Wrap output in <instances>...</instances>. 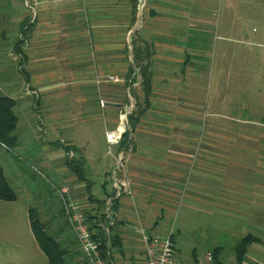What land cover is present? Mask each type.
I'll use <instances>...</instances> for the list:
<instances>
[{
	"label": "crops",
	"instance_id": "crops-1",
	"mask_svg": "<svg viewBox=\"0 0 264 264\" xmlns=\"http://www.w3.org/2000/svg\"><path fill=\"white\" fill-rule=\"evenodd\" d=\"M9 1L14 12L10 19L5 16V0H0V39L15 26L17 41L23 20L33 24L21 45L25 57L17 53L16 41L0 44V54L6 51L13 63L12 69L0 59V94L16 101V130L22 122L27 125L37 147L33 152L15 133L14 148H23L32 161L43 164L50 179L57 180L49 183L59 205H26L24 230L19 233L6 232L1 224L0 264H10L6 258L12 256L3 254L6 238H21L33 252L12 264H39L37 256L40 264H48L30 227V207L38 209L47 230L67 250L66 264H88L64 216L61 188H67L66 198L78 203L90 225L104 229L113 264H144V240L133 230L137 225L149 235L171 237L175 264H214L210 252L217 247L207 254H177L173 234L160 230V221L175 211L184 189L189 199L205 206L219 200L218 205L232 214L231 222L251 221L252 232L245 229L242 237L251 234L258 241L249 246L252 252L244 264H264V122L228 111L210 112L204 119L199 79L192 69L204 50V36L220 27L213 18L217 8L225 9L226 33L237 29L228 20L230 11L250 12L247 6L264 0H141L138 23L137 15L133 21L131 0H31V6L25 0ZM139 4L140 0L137 9ZM132 39L149 52L147 106L138 77L127 76L133 63ZM132 91L143 111L127 140L110 145L106 131L123 128ZM106 143L111 149L101 153L99 146ZM66 151L72 156L66 157ZM11 154L0 143V164L9 184L4 161ZM118 154L123 156L122 170H117ZM72 162L81 164V177L70 167ZM114 182L120 185L119 196ZM102 189L105 195L97 197ZM17 201L18 197L0 200V206Z\"/></svg>",
	"mask_w": 264,
	"mask_h": 264
},
{
	"label": "rangeland",
	"instance_id": "rangeland-1",
	"mask_svg": "<svg viewBox=\"0 0 264 264\" xmlns=\"http://www.w3.org/2000/svg\"><path fill=\"white\" fill-rule=\"evenodd\" d=\"M26 4L31 5L30 2ZM247 7L250 8V12L244 13L243 8H238L228 13V20L236 23L237 29L226 33L225 23L223 24L225 9L217 8L213 18L214 24L220 27L213 28L209 34L204 36V50L201 56L194 60L195 66L192 69L199 79L196 84L197 95L203 106L204 119L210 116V112L226 114L228 111L246 120H255L261 124L264 122V2ZM10 9V1L5 0V16L8 19L14 15ZM14 29L16 27L12 26L5 37L2 36L1 45L9 46L15 43ZM0 59L7 62L5 64L13 69V63L6 51L0 54ZM18 90L20 91L21 88ZM132 96L134 99L130 100V106L126 110L127 114L123 116L124 124L128 123L130 110L138 108L136 103L138 99L136 100L134 91H132ZM70 100L71 98L69 102ZM69 102L68 105H70ZM101 106L103 107L104 104ZM125 127L127 131L128 126L125 125ZM15 133L19 135V138H23L22 141L27 148L33 152L37 149L34 134L23 122ZM110 149L108 143L103 147L99 146L101 153L103 150L108 152ZM12 153L8 155L4 164L10 184L16 190L18 201L14 205L4 203V206H0V225L3 224L6 232L19 233L24 230L25 217L22 209L26 205L37 203L41 208L47 209L52 206L57 208L59 200L49 183L52 181L57 184V180L52 177L50 179L43 164L32 161L23 148H14ZM249 163L248 165H251V161ZM90 166L93 168L96 164L90 162ZM109 183L107 179V191L110 190ZM101 192V196L99 193L97 197L105 195L103 189ZM188 193L189 191L182 190L175 201V211L165 212V218L159 220L160 230L173 234L177 254H192L193 250L195 254H207L215 247H221L220 259L223 263L235 264L234 246L244 235L242 233H247L243 232L246 231L245 229L252 232L253 223L251 221L244 224L231 222L228 219H234L231 217L232 214L225 212L223 207L218 205L220 201L215 200V197L213 200L217 205L205 206L189 199ZM10 220L19 222L10 224L8 223ZM13 241L18 243L19 248L13 246L15 245ZM24 244L25 241L21 238L5 239L3 254L12 255L6 258L10 264L12 260L15 263L19 258L23 260L25 257L23 254H33L31 249L28 250L29 247ZM251 248H248L247 254H251ZM37 259L40 264V257L37 256ZM32 260H35V256L30 258L29 263H32Z\"/></svg>",
	"mask_w": 264,
	"mask_h": 264
},
{
	"label": "trees",
	"instance_id": "trees-1",
	"mask_svg": "<svg viewBox=\"0 0 264 264\" xmlns=\"http://www.w3.org/2000/svg\"><path fill=\"white\" fill-rule=\"evenodd\" d=\"M26 1V0H25ZM133 8V21L136 20L137 15V4L138 0H131ZM31 6V5H30ZM33 22L28 18L24 19L20 24L21 36L17 39L15 43V49L21 57H25L21 51V45L24 41V36L29 32ZM133 47V63L129 67L127 76L136 74L138 77V85L141 88L143 93V100L147 106V100L151 93V78L152 72L149 64V52L145 53L141 48L135 45V40L132 39ZM16 105V101L6 95L0 94V143L5 145L8 149L13 150L17 145L18 140L15 135V130L18 123V118L15 115L13 108ZM143 109L139 107L136 110H133L128 115V130L122 134L121 140L125 142L128 138L129 130L137 122V119L141 115ZM70 167L81 177L82 176V166L77 163H70ZM17 195L13 188L10 186L6 176L4 175L2 166L0 164V200L4 201H13L16 200ZM30 227L32 233L38 243V246L45 254L48 264H66L69 254L65 247L56 240L55 235L50 233L45 223L40 218V212L34 207H30L28 210ZM87 218V216H86ZM87 222L89 219L87 218ZM90 223V222H89ZM88 223V224H89ZM90 230L94 232L93 238L99 243L102 250V255L104 257H109L108 251V238L104 229L97 226V224L90 225ZM93 228H96L94 231ZM258 241L256 237L251 234L243 236L234 246L236 264H244L249 246ZM221 248H215L210 254L212 255L214 264H223L220 259ZM111 260V259H110ZM88 263V261H87ZM89 264V263H88Z\"/></svg>",
	"mask_w": 264,
	"mask_h": 264
},
{
	"label": "built area",
	"instance_id": "built-area-1",
	"mask_svg": "<svg viewBox=\"0 0 264 264\" xmlns=\"http://www.w3.org/2000/svg\"><path fill=\"white\" fill-rule=\"evenodd\" d=\"M29 2L30 0H26V3ZM110 79L115 80V77L110 76ZM103 104L104 102L101 101V105ZM125 131V124H123V128L106 131V139L108 143L110 145L119 143L121 136ZM65 156L70 157L72 156V153L66 151ZM116 162L117 170H122L124 165L122 154L117 155ZM113 184L116 188V195L119 196L121 194L120 185L116 182ZM66 192L67 188H61L58 190L62 202L63 213L88 263L113 264L108 257L102 255L99 243L93 238L94 232L90 230L85 213L79 207L77 202L66 198ZM133 230L144 240V264H175L174 247L171 237L160 238L156 235H149L141 225L134 226Z\"/></svg>",
	"mask_w": 264,
	"mask_h": 264
},
{
	"label": "water",
	"instance_id": "water-1",
	"mask_svg": "<svg viewBox=\"0 0 264 264\" xmlns=\"http://www.w3.org/2000/svg\"><path fill=\"white\" fill-rule=\"evenodd\" d=\"M141 6H142V4H141V0H140L139 9H138V14H137V23H138V21L141 19ZM137 23H136L135 26L133 27L132 31H134V30L136 29V25H137ZM125 125L128 126V123L126 122Z\"/></svg>",
	"mask_w": 264,
	"mask_h": 264
}]
</instances>
